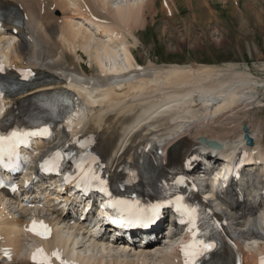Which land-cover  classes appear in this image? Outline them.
<instances>
[{
    "label": "bare ground",
    "instance_id": "obj_1",
    "mask_svg": "<svg viewBox=\"0 0 264 264\" xmlns=\"http://www.w3.org/2000/svg\"><path fill=\"white\" fill-rule=\"evenodd\" d=\"M154 1L0 0V43L8 42L6 48L0 49V59L14 74L24 75L25 70H30L32 75L45 73L53 77L52 81L37 86L34 92L60 83L71 91L72 107L70 104L60 124L69 140H85L86 148L79 146L77 150L91 149L98 153L103 173L113 181L124 179L127 184L135 183L140 174V161L147 155H158L162 163L171 160L173 167H189L199 152H212L213 147L215 154L223 155L228 161L248 165L251 176L257 171L256 180L249 187H241L237 197L241 200L237 204L232 202L238 216L225 221L229 204L226 210L219 206L214 213L225 234L217 247L222 262L260 264L264 241H254L252 237L258 238L257 225L264 229V196L260 200L255 196L264 187L262 131L251 123L246 124L254 139L251 146L244 141L242 122L236 123V134L226 131L232 127V111L241 105L244 108L253 104L260 84L247 71L231 65L162 66L150 65V62L148 66H138L132 53V47L139 42L135 30L143 26V10L154 5ZM162 5L167 15L174 13L172 0H162ZM207 5L211 8V0H207ZM71 7L79 11L78 16L87 26L83 21L75 22L70 15L64 28L63 18L68 16ZM56 11L61 16L55 15ZM60 43L74 51L78 46L87 52L100 73L80 74L72 59L70 67L66 64L68 54ZM21 97L1 99L3 113ZM95 104L99 106L94 111ZM39 139H31L34 152L26 147L21 149L24 158L29 154L32 160L48 150L45 144L37 143ZM172 149L174 154L170 156ZM227 166L224 164L222 171L219 169L215 184H220L219 176L227 179ZM30 173L27 169L22 174L26 181ZM195 181L200 183L198 177ZM254 182L255 194L250 192ZM21 184L5 192L6 197L0 193V264H38L32 259L37 249H43L51 264H60L51 255L57 250L63 260L74 264H184L180 245L176 248V236H168L165 244L140 241L142 246L121 238L104 243L103 238L97 242L89 237L90 241H86L73 224L60 222L64 216L53 206L21 207V199L28 196L21 191ZM54 185H57L55 181ZM52 191V198L59 197L55 189ZM219 197L232 196L225 193ZM100 213L102 219L97 226L103 225L102 221L110 214L107 208ZM33 221L39 232L44 231L40 226L42 221L49 230L47 235L33 231ZM131 248L135 250L131 252Z\"/></svg>",
    "mask_w": 264,
    "mask_h": 264
},
{
    "label": "rangeland",
    "instance_id": "obj_2",
    "mask_svg": "<svg viewBox=\"0 0 264 264\" xmlns=\"http://www.w3.org/2000/svg\"><path fill=\"white\" fill-rule=\"evenodd\" d=\"M176 1L178 8L171 16L163 11L162 0L154 1V5L143 10V26L135 30L139 42L132 47L138 66H148L150 62V65L162 66L211 64L231 65L247 71L258 81L260 90L254 98L256 100H252L253 104L244 108L241 105L232 111V127L226 131L236 134V123H251L262 131L260 142L264 146V0H213L211 8L207 0ZM190 1L191 4L187 5ZM70 9L68 16L63 18L64 28L70 15L74 16L75 22L83 21L75 7ZM55 15L61 16V13L56 11ZM7 46L8 42L0 43V49ZM60 46L68 54L66 64L71 67L75 62L80 74L94 76L100 73L93 57L80 47L75 46L74 51L66 44V48L62 43ZM94 106L95 111L99 105ZM57 134L64 137V132L58 131ZM55 139L54 143L58 141Z\"/></svg>",
    "mask_w": 264,
    "mask_h": 264
},
{
    "label": "snow or ice",
    "instance_id": "obj_3",
    "mask_svg": "<svg viewBox=\"0 0 264 264\" xmlns=\"http://www.w3.org/2000/svg\"><path fill=\"white\" fill-rule=\"evenodd\" d=\"M4 71L3 64H0V72ZM31 75L30 70L24 71V79H27ZM3 91L0 90V96H3ZM3 106H0V113H3ZM71 130V129H69ZM49 134L47 127H15L7 131H0V163L6 158L11 159L17 154V149L21 145H28L29 141L34 136H45ZM73 143H78L83 149L86 148V142L74 140ZM66 160H71L75 169L74 178L77 180V187L83 185L85 189L97 188L98 191L104 193L109 197L107 207L113 210L116 214L115 219H111L114 224H123L126 222H152V220L159 214L160 209L164 204H175L176 211L181 216L180 223H187L189 225L188 231L191 235V239L187 244H181L180 250L184 256V264H197L198 258L206 253L209 249L215 245L208 243L198 237L201 235L198 228V215L197 208L186 204L183 196H176L174 200L161 201L154 204H150L146 207L141 206L139 201L128 200H115L111 198V194L108 192L107 180L104 179L97 171L96 167L99 162L97 158L90 153L82 152L79 157L72 152H63L61 150L54 151L51 156L47 157L40 164L42 171L59 172ZM7 166V165H5ZM73 178L70 175H65V180ZM2 183V182H0ZM182 183V181H177ZM15 190V185L12 186ZM36 222L33 221V231H36ZM40 226L44 229L42 232H37L38 235L45 236L49 232L47 226L40 222ZM55 257L60 264H74V262L65 261L61 258L59 251H53L51 254ZM39 258V259H38ZM33 261H38V264H51L49 256H47L43 249H37L32 255ZM260 264H264V255L260 258Z\"/></svg>",
    "mask_w": 264,
    "mask_h": 264
},
{
    "label": "water",
    "instance_id": "obj_4",
    "mask_svg": "<svg viewBox=\"0 0 264 264\" xmlns=\"http://www.w3.org/2000/svg\"><path fill=\"white\" fill-rule=\"evenodd\" d=\"M243 130H244V137H245V139H246V142H247V144L248 145H252L253 144V138H252V136H250V134H249V129H248V127H247V125H243Z\"/></svg>",
    "mask_w": 264,
    "mask_h": 264
},
{
    "label": "crops",
    "instance_id": "obj_5",
    "mask_svg": "<svg viewBox=\"0 0 264 264\" xmlns=\"http://www.w3.org/2000/svg\"><path fill=\"white\" fill-rule=\"evenodd\" d=\"M211 1H213V0H211ZM172 2H173V5H174V7H175V9H176V11H177V1L176 0H172ZM191 4V1L187 4V5H190ZM179 12V11H178ZM193 16H195V15H193Z\"/></svg>",
    "mask_w": 264,
    "mask_h": 264
}]
</instances>
